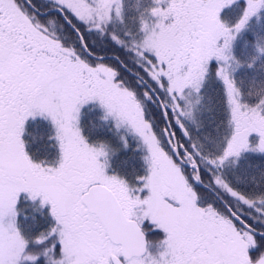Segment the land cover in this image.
<instances>
[{"label":"snow or ice","instance_id":"1","mask_svg":"<svg viewBox=\"0 0 264 264\" xmlns=\"http://www.w3.org/2000/svg\"><path fill=\"white\" fill-rule=\"evenodd\" d=\"M0 264H264V0H0Z\"/></svg>","mask_w":264,"mask_h":264},{"label":"trees","instance_id":"2","mask_svg":"<svg viewBox=\"0 0 264 264\" xmlns=\"http://www.w3.org/2000/svg\"><path fill=\"white\" fill-rule=\"evenodd\" d=\"M132 2L133 0H129L130 6ZM46 23L50 31L63 35V32L61 31V24H60L61 21L59 19H56L55 17H49ZM87 39L90 42L95 41L97 44H99V39L95 35H90L87 37ZM101 51L104 53H107L109 56L113 53L123 56V52L119 48H116L115 46H111V45H109L106 48H103Z\"/></svg>","mask_w":264,"mask_h":264}]
</instances>
